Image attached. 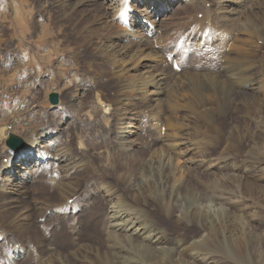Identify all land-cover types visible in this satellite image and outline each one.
Instances as JSON below:
<instances>
[{
  "label": "bare ground",
  "instance_id": "bare-ground-1",
  "mask_svg": "<svg viewBox=\"0 0 264 264\" xmlns=\"http://www.w3.org/2000/svg\"><path fill=\"white\" fill-rule=\"evenodd\" d=\"M27 1L1 0L0 3V47L4 50L0 57V71L3 72L4 83H17L18 89H24L25 96L36 98V95L42 94L39 80L41 72L51 79L48 82L57 85L73 72L77 77L75 82L67 80L63 86L55 88L63 92L69 103H73L87 81L77 71L79 67L85 66L86 75L93 82L86 99L95 95L96 102H101L103 114L111 115L114 121L107 123L102 118L105 129H91L90 136L81 129L82 133L76 137L77 150L72 148L74 139L70 138V129L67 128L56 130L68 134L65 139L57 138L53 147L41 143L37 130H31L29 136L24 138L25 148L14 152L6 145L8 133H15L12 131L13 125H16V130L24 128V121H19L20 116L9 110L7 105V112L13 115L14 121L0 112L3 122H9L0 130V178L12 171L14 161L23 155L24 165L32 166L33 159L27 155L31 156L32 151L39 152L34 157V171L21 177V190H1L0 212L5 210V214L0 217V264H21L22 255L30 256L31 242L25 241L24 234L35 231L41 235L38 225L29 222L35 215L44 218L45 213L53 211L60 214L63 220L70 219L71 222L73 219L75 223L77 218L68 217V214L78 212L76 204L79 200L71 205L69 200L94 187L97 190L89 198L95 200L100 194L105 196L103 206L112 210L111 214L102 218V221L101 217H95L85 228L81 221L77 225H61V235L67 237L69 242L52 244L49 249L43 247L41 253L34 250L36 260L33 264H264V238L257 233L255 222L256 214L259 217L264 215V152L261 153V149L264 150V132H260L259 125L255 123V118L259 117L260 124L264 126V0H255L254 3L251 0H245L244 3H235V0H197L189 3L188 27L184 25L185 28L182 26L173 31L168 28L171 33L166 32V29L164 33L159 31L161 37L157 47L144 39L135 40L133 33L128 30V27L133 31L138 27V31L144 29L154 38L159 36L152 16L144 14L142 10H133V0H33L32 9ZM145 1L159 6L156 18L165 14L163 2L173 3V0ZM182 1L187 3L186 0ZM225 1L229 4H222ZM106 2L111 11L104 7ZM204 3H211V7L206 8ZM215 5L221 15L214 16L210 21ZM245 7L248 10L241 12ZM50 8H53L52 11ZM50 13L54 15L49 25L46 17L51 18ZM195 13L203 14V18L199 20L196 15L193 17ZM235 16L239 29L231 22ZM8 18L12 20H2ZM3 23L10 26L4 28ZM66 24L70 25L69 31L64 35L58 34L61 38L57 37L54 29H61ZM85 24L88 27L79 33V28ZM38 30L41 31L38 37L28 41ZM235 31H239L242 36L237 37L238 32ZM75 37L81 40L75 43ZM17 41L18 45H13ZM261 41L262 44H259ZM58 42L61 45L68 44L66 54L58 53L55 47ZM30 45L39 49L42 55H32L28 48ZM230 45L231 49L228 50ZM251 46L253 49L250 50ZM13 47L15 52L10 51ZM80 53H85L84 57H80ZM163 56L171 58L172 67L176 65L181 71L159 69L160 64L164 68L167 66ZM94 59L103 60L108 65L97 63ZM154 64L158 66L155 68ZM40 65L42 68L38 70L32 68ZM104 77L107 78L105 82L101 80ZM71 107L54 115H45L53 124L46 125L45 129L44 126V130L40 129L49 136L42 135L41 140L53 136L58 121L64 122L73 113ZM100 109V106L82 105L80 111L86 114L88 121L93 122L99 120ZM146 109L149 111L148 118L145 116L148 121L146 126L155 130L156 138L146 141L143 153L137 150L129 157L121 152L123 145L116 144L115 139L119 136L114 134L112 137L111 128L114 123L119 126L133 124L127 123L132 120L130 117L136 115L140 118ZM122 111L127 115L125 118L121 115ZM178 114L182 119L178 118ZM190 116L201 119L200 126L197 127L196 121L195 125L192 124L194 134L191 132V145L200 150L204 154L203 161L208 162L223 151L221 155L224 157L221 159L235 164L232 183L216 179L210 181L212 177L226 174V168L201 166L193 170L197 174L196 178L200 176L205 179L200 182L196 181L191 169L187 177H182L180 167L171 168L176 159L179 160L177 166L181 163L178 153L183 145L181 120ZM76 122L79 126L85 124L83 120ZM37 123L31 126H37ZM164 127L169 133L165 134L161 143L159 138L165 133ZM105 131L109 137L107 135L103 140ZM87 142L89 145H85ZM207 143L211 144V148H208ZM5 146L10 152L5 150ZM99 149H102L97 155L100 164L95 166L91 157ZM115 149H119V152ZM145 157L154 160L157 179L148 191L153 194V198H158L157 203L151 198L143 201L141 196H135L132 191L131 182H136V173L142 169L143 173H147L148 168L152 167L153 163H145ZM50 164H54L50 166L52 171L47 178L52 185L50 195L34 197L30 203H23L19 197L28 195L23 183L28 182V179H36L40 175L39 171ZM259 165L261 169L257 168ZM84 172H90L91 177L85 178ZM179 172H182L180 177ZM173 182L175 184L170 186ZM235 184L236 189L233 191L250 205L246 209L243 204V209H240L239 203H235L224 217L219 216L223 234L214 216H209L205 210L201 211L199 205L210 200L217 202L220 195L210 194L231 189ZM183 194L187 197V209L185 215L176 218L179 212L178 197ZM95 205L96 202L93 203ZM250 209L255 211L254 215L250 214ZM99 224L103 230L98 229L97 239L86 236L85 231L97 229ZM169 225L187 232L178 239L175 233L173 235L168 230ZM128 227H131L132 233L143 234L140 242L134 238L137 236L125 235ZM191 232L199 235L198 241L190 237Z\"/></svg>",
  "mask_w": 264,
  "mask_h": 264
},
{
  "label": "rangeland",
  "instance_id": "rangeland-1",
  "mask_svg": "<svg viewBox=\"0 0 264 264\" xmlns=\"http://www.w3.org/2000/svg\"><path fill=\"white\" fill-rule=\"evenodd\" d=\"M186 1H187V3H185V1H182V0H173L172 1L173 3H169V1L163 2L164 6H163L162 10L165 12V14L164 15L160 14L156 18L155 17V13L159 9L158 8L159 6H157V4H155L153 6V4H151V2H149V1L133 0L132 1L133 10L136 9V11H139V12H141V10H142L144 12V14L152 16V21L155 23V27L157 26L156 29H157V31L159 33V36H157V38H154L152 35L148 34L144 29H142L141 31L140 30L138 31V27L136 29H134V31L132 29H130V27H128V30H130L133 33V36H134L135 40L139 41L140 39H144V40L148 41L149 43L154 44L157 47L158 46V39H159V37H161L160 36L161 35L160 32L164 33L166 31V32L171 33L170 29L173 31L174 28L175 29H179L180 27H182L184 25L186 26V28L188 27L189 18L187 16V12H188V9H189V3H195V1H197V0H186ZM209 1H212V0H209ZM236 1L238 3H240V2L244 3L245 0H235V3H237ZM27 2H28V6L30 7V9L34 8L33 0H28ZM254 2H255V0H251V3H254ZM0 3H1V0H0ZM222 4H229V2L225 1ZM230 4H233V3H230ZM203 5L206 8H210L211 7V3H204ZM104 7L109 9V11H111V7L109 6V4L107 2L105 3ZM52 9L53 8H50L49 10L52 11ZM213 9L214 10H212V15L209 17L210 21L213 20L214 16L219 17L221 15L220 11H217L218 10V6L216 7V5H215V7ZM89 10H92V8H89ZM244 10L245 11L248 10V7H245L241 12H245ZM237 12L239 13L240 10L238 9ZM50 15H51V18H50V16L46 17V22L49 25H50V22L53 20V16L52 15H54V14L50 13ZM195 15H196V13L193 15V17ZM235 17H236L237 21L235 20ZM235 17L231 18V20L234 19L231 22L234 23L233 25H235V27L237 26V29H239L238 18H237V16H235ZM196 18L201 20L203 18V14L196 15ZM2 20L9 21V20H12V19L8 18V19H2ZM235 21H236V23H235ZM8 25H9L8 23H3L2 24V26L4 28H6ZM12 26H13V24L11 22V26L10 27H12ZM173 26H175V27H173ZM185 26L183 28H185ZM86 27H88L87 24H85L84 26H81L79 28L78 32L80 33L81 30L86 29ZM62 28L61 29H54V33L59 38H61V36H59L58 34L61 33V34L64 35L65 32L69 31L68 29L70 28V25L66 24ZM168 28H170V29H168ZM210 30H211V28H210ZM40 32L41 31L38 30L36 34H34V35L30 36V37L27 36V37L30 38V40H28V41L35 40L38 37V35L40 34ZM236 32H238V33H236ZM235 33H236L237 37L238 36L239 37L242 36L241 34H239V31H235ZM59 38L57 40H60ZM64 38H66V37L64 36ZM75 38H74V41H73L75 43L77 41L81 40V39H78L77 37H75ZM58 44H60V43L58 42ZM58 44L56 43V45H55L56 49L59 50L58 53L60 54V52H63L64 54H66L67 52H65V51H68V48L66 47L68 44L67 45L63 44V43H62V45L61 44L58 45ZM259 44H262V41L259 42ZM13 45H15V46L18 45V41L14 42ZM231 46L232 45L229 46L228 50L231 49ZM14 47L10 49L11 52H15ZM28 48H29L30 53L32 55H35V54L42 55V52L39 51V49L37 50L36 47L30 45V46H28ZM251 49H253L252 46H251L250 50ZM3 51L4 50H2V47H0V57L3 54ZM72 54H73V52H72ZM84 55H85V53H82V54L80 53V57H84ZM92 55H93V53H92ZM163 60L167 61V66L169 68L167 66H166L167 68L166 67L164 68V66L160 64L159 69H164V70L168 69L169 72H172L174 70H177L179 72L181 71L180 67H177L175 65H174V67H172L171 58H169L167 56H163ZM94 61L97 62V63H100V64L108 65V64L104 63L103 60H100V59H97V60L94 59ZM154 66H155V64H154ZM157 66L158 65L156 64L155 68ZM32 68L38 70V69L42 68V65H40L39 67L33 66ZM183 70L185 71L186 69H183ZM77 71H79V76L80 77L85 76L87 81L85 82V85H84L83 89L80 91L79 95L74 99L73 103H69V101L67 99H65L64 94H63V92L61 90L55 89L58 85L63 86L64 83L67 82V80L68 81L71 80V81L75 82L77 77L74 76L73 72L70 73L68 77H66V79H65V81L63 83H58V85L55 82H51V83L48 82L51 79L48 78V76L46 75L45 72H41V74L39 75L40 76L39 80H41L42 94H40L39 96L36 95V98H35L32 95L31 96H25L24 89L21 88V87H20L21 89H18L19 84H17V83H4V81L2 79V73L3 72L0 71V112L2 111V113L5 114L6 117H8V118L10 117L9 120L12 119L11 121L13 122L14 121V119L12 118L13 115H10L9 114L10 112H7V108L10 107L9 110H12V112H15L14 113L15 115L20 116L19 117V121H24L22 123L24 128H22L20 130H16L15 129L16 125H13V129H12V131L15 132L14 133L15 135H17V136H19L20 138L23 139L24 147L22 149L25 148V139L24 138L29 136L28 134L31 133V130H34V131L37 130V132L39 133L38 139L40 140L41 143H43L46 146L53 147L54 141L57 138H61L62 139V137H63V139H65V137L67 136L68 133H65V135H64L60 131L61 130L63 131V130L68 128V129H70L69 130L70 131V135H71L70 138L73 137V139H74V141L72 142L73 143L72 144V148L77 150L78 149V145H77L78 143L76 141V137L80 133H82L81 129L85 130L90 136L92 134V131H90L91 129H93L94 131H96V130L97 131H99V130L103 131L105 129V123L103 122L102 118H105V120H107V123H111L112 121H114L111 118V115H109V114L108 115H104L103 114V111H102L103 109H102V106L100 105L101 102L100 103L96 102L97 98H96L95 95L92 94L90 99H86V96L89 94L90 89L93 86V82L86 75L87 68L85 69V66H83V67L81 66V67H79V69ZM70 75L74 76V77H71ZM101 80H103L105 82L107 80V78L104 77L103 79L101 78ZM24 86H26V85H24ZM51 93H57V95L59 97V102H58L57 105L50 104L49 95ZM4 102L7 103V104H3ZM82 105H87V106H92V107L96 106V108H98L100 106V108H101L100 110L102 112H100L101 114H99V120H96V121H93V122L88 121L86 114H84V113H82L80 111ZM103 106L107 107V105H103ZM66 107L73 108L72 109L73 113L71 115H69L64 122L58 121V124L54 127L55 130H53V136L50 135V136H52L51 138H47V139L45 138L44 140H41V138L46 137L47 135H45L44 132H42L40 129H43L44 126H45L44 129H45L46 125L51 126L50 124H53V123L50 122V119H47V117H45V115L46 114H51V115L53 114L54 115V114L58 113L60 110L65 109ZM30 114H31V116H30ZM39 114H41V115H39ZM142 114H143L142 116H144V118L142 116H140L141 119L136 117V115L135 116L133 115L132 117H130V119H132V120L127 121V123L132 122L133 124H123L122 126H119L116 123H114L113 128H111V130H113L112 137L115 136L114 134H117L119 136V137H117L115 139L116 144H118V145L122 144L123 145V149H122L121 152L127 154L128 156L129 155H133L134 151H137V150H138L137 152H139V153L142 152L143 153L145 151L144 144L146 143V141L148 139L152 140L153 138L154 139L156 138L154 136V134L156 133V132H154L155 130L150 129V128H148L146 126L148 124L147 123L148 122L147 118H148V114H149L148 109L144 110V113H142ZM181 114H182V112H181ZM121 115H123V118H125L127 116V115L125 116V112H123V111H122ZM28 116H30L31 118L28 117ZM177 116H178V118H181V117H179L180 114H178ZM215 118H216V114H215ZM259 119H260L259 117L255 118V123H257V126L259 125L258 126V130L260 132H264V126L262 124H260V120ZM77 120H81V121L83 120V121H85V124L79 126V123L76 122ZM194 121H196L198 123L197 127L201 125V119L197 120V118H194L193 116L192 117L191 116L188 117V119H184L183 118V120H181V123L183 122V124H182L183 128L180 131L181 132L180 135H182V138H183L182 139V144L183 145H182V149H180L178 151V153H180V155H181L180 156L181 157L180 158L181 159V163H180L179 166H177L178 165L177 162L179 160L176 159L173 162L171 168L175 169L176 167H180V169H182L181 171H183V174H182V172L181 173L179 172V177H180L181 174H182V177L183 176L187 177L188 176L187 174H189V171H188L189 169H191V171H193V170H197V169L202 168L201 166L217 167V168H220V169L226 168V170H228L226 172V174H219L218 177H212V179L210 181H213V180L216 179L217 181H224V182H227V183H232V179L231 178H233L234 175H235V169H234V165L235 164L234 163L232 164V162H230V163L226 162V161L221 159V158L224 157L223 155H221L223 153V151H220L219 154H217L215 157L211 158V162H208L206 160L203 161V155L204 154L203 153L201 154V152H199L200 150L195 149V147H193L191 145V139H193V134H194V130H193L192 124L195 125ZM6 122L5 121L3 122L2 118L0 117V130H2V128H3L2 126H5V125L9 124V122H7V123ZM12 122H10V124H12ZM35 122H38L37 126H31V124H34ZM141 122H144L145 126L147 128L144 126V123H141ZM164 122H165V119H164ZM140 123L143 124V125H141ZM49 126H47V127H49ZM69 127H71V128H69ZM103 127H104V129H103ZM260 127H261V129H260ZM59 129H60V131L57 132L56 130H59ZM165 129H166V131H165ZM163 131L165 132L164 135H162L160 138L158 136V138L160 139L161 143H162V140H164V138H165V134L169 133L168 129L165 128V127H164ZM60 133L62 135H60ZM108 134L109 133L106 132L102 139L105 140L107 138ZM157 134H159V132H157ZM42 135H43V137H42ZM47 137H49V136H47ZM108 137H109V135H108ZM6 138H7V133H6ZM121 138H126V139L122 140ZM128 138H130V139H128ZM206 139H208V138H206ZM0 144H1V140H0ZM85 145H89L88 142L85 143ZM210 145H211L210 143H207L208 148H211ZM5 150H7V152H10L9 149L6 148V146H5ZM76 150H74V151H76ZM115 150H116V152H119L118 151L119 149L118 150L115 149ZM100 151H102V149L96 150L92 154L91 162L95 166L100 164V160L97 158V155L100 153ZM263 152H264V150L261 149V153H263ZM75 153H77V152H75ZM30 154H31V156L30 155H27V156H29L31 159H33L32 160V166L24 165V162L22 160L25 157V155H23L22 157H19L18 159H16L14 161L13 165L14 164L15 165H14V168H13L12 171L6 172L4 174V176H2V178H0V183H1L0 184L1 185L0 195L2 193L1 190H3L2 188H4V189L5 188L14 189L16 191L21 190V186L20 185H22L21 183L23 182V180H22L23 178H21V177H24V175L26 173H28V172L34 171L33 170V168H34L33 167V162H34V159H35L34 157H36L39 154V152L32 151ZM145 158L147 160V162H145L146 164L153 163L152 167H150L153 170L148 168L149 170H148L147 173H143V169L140 170L139 172H137L136 173V175H137L136 176V182H134L135 180H133V182H131V185L133 186L132 187L133 188L132 191H134L135 196H138V195H139L138 197L141 196L140 199H142L143 201H145L148 198H151V201H153L154 203H157L158 198L157 197L153 198V194L148 191L150 185L154 186V184L156 183V179H157V175L155 173L154 166H153L154 165V160L152 158H150V157H145ZM208 163H209V166H208ZM51 165H54V164H50V165L45 166V168L43 170L39 171L40 173L37 172V173L40 174L36 178L37 180L36 179H33V180L32 179L31 180L28 179V182L23 183L24 187L27 189V192H28V195H21L19 197V199L23 203H30L32 201V198H34V197L38 198L40 196V197L44 198L47 195L48 196L50 195V193L52 192V185H51L50 180L47 179V178L49 177V175L51 174V171H52V168L50 167ZM48 167H50V168H48ZM257 168L261 169L260 165L257 166ZM88 170H90V169H88ZM246 171H248V170H246ZM11 172H16V174H15L16 176L14 174H12ZM47 173H48V175H47ZM89 173L90 172H84V177L89 179L91 177V175H92L91 173L90 174ZM144 174H145V176H144ZM193 175L195 176L197 174L194 172ZM196 177L197 176H195L196 181L198 180L200 182V181H204L205 180L204 178H201L200 176H198L199 178H196ZM13 178H15L16 181H14ZM6 179L8 181H6ZM18 181H19L20 184L18 183ZM12 182L15 183V184H13ZM160 182L162 183V185H164V182L161 179H160ZM145 183H146V185H145ZM174 184L175 183L173 182V183L170 184V186H173ZM136 185H139V186L141 185V186L139 187V186H136ZM144 185H145V187H144ZM234 186L235 187H232L231 189L230 188L226 189L223 192H217L216 194L212 193L213 195L210 194L211 196L220 195V196H218L220 199L217 202H213V201L210 200L207 203H203V204L199 205L201 211L205 210L207 213L210 214V215L208 214L209 216H212V215L214 216L215 220L219 223V228L221 227L220 229H221L223 234H224V232H223L224 228L222 226H220L219 216L221 215L222 217H224L225 212L230 210V206L235 204V203L236 204L239 203L238 206H240V209H243V208L247 209L248 206L250 205V203L248 201H246V199L241 200L242 198H241V195H239V193H236L235 191H233V190L236 189V184ZM141 188H143V189H141ZM96 190H97L96 187H94L93 189L92 188L86 189V190L82 191V193H80V195L78 197L69 200V205H71L75 200H79L78 204H76L78 212L69 213L68 214V217L71 216L72 218H77L78 219V220L76 219L75 223H74L73 219H71V222H70V219L63 220L62 217L60 218V214H56L53 211H48L47 214L45 213L46 217H44V218H39V215H35V217L32 220H29V222H32L31 225H34V224L38 225V228L41 231L40 232L41 235H38V233L35 232V231H32L29 234L28 233L24 234L25 241L27 243H29V241L31 242V243H29V245H30V247L32 246L31 247L32 250L30 252L31 254H30L29 257L27 255L26 256L22 255L21 261H19V263H21V264H33L34 261L36 260L35 259L36 257H35V254H34V250L37 253H39V251L41 253V252H43L42 249H44V248L49 249V248H51L52 244H55V245L56 244H63V243L67 244L69 242V239L67 237H62L63 234H62V232H60L61 225H71L72 223L74 225H77V223L79 221H81L82 225H83V228H85L86 225H90L92 223V221H93V219L95 217H101L100 221H102V218L105 219L106 217H108L111 214L112 210H109L107 207H105V205L103 206V204H104L103 202H104L105 196L100 194V197L99 198H95V200L89 198L90 194L92 192L96 191ZM208 193L209 192L207 191L206 194H208ZM145 194H147L146 195L147 197L145 196ZM186 201H187V197L184 194L183 195H179V197H178L179 212H177L176 218L185 215V212H186V209H187ZM95 202L97 203V205L93 206V203H95ZM243 204L245 206L242 208ZM44 212H45V210H44ZM249 212H250L251 215L255 214V211H253L251 209H250ZM2 214H5V210L0 212V217L2 216ZM163 219L166 220L167 217H163ZM255 219H256L255 222L257 224L256 226H258L257 233L264 238V215L262 217H259L256 214ZM187 223H188V226H189L188 228L190 229L191 228V226H190L191 224L189 223V221ZM168 227H167L168 230L170 232H172L173 235L175 233L176 235H174V236L176 238H178V239L183 237L185 232H187V230L180 229L179 227H177L175 225L174 226L173 225H171V226L169 225ZM102 228L103 227H101L100 224H99V227L97 229L93 228L91 231H85L84 233L86 234V236H88L90 238L97 239V237H98L97 236L98 229L100 230ZM178 229H179V231H178ZM49 233H50V235H49ZM194 233L195 232H191L190 233V237L194 238L193 240L196 241V239H197V241H198L199 240V235L196 234V233L194 234ZM193 234H194V236H193ZM125 235H127V236L132 235V237L137 236V237H134L135 239H137V242H140L141 241V237L143 236L142 233H140L139 235H137V233H132L131 232V227H128V229L125 231ZM44 237H47L48 240L46 238H44ZM40 239H44V240H40ZM38 242H40L41 244H39Z\"/></svg>",
  "mask_w": 264,
  "mask_h": 264
},
{
  "label": "water",
  "instance_id": "water-1",
  "mask_svg": "<svg viewBox=\"0 0 264 264\" xmlns=\"http://www.w3.org/2000/svg\"><path fill=\"white\" fill-rule=\"evenodd\" d=\"M49 102L52 105H57L58 104L59 97H58L57 93H51L49 95ZM6 145L12 151L17 152V151L21 150L24 147V142H23L22 138H20L19 136L13 134L12 132H9Z\"/></svg>",
  "mask_w": 264,
  "mask_h": 264
}]
</instances>
